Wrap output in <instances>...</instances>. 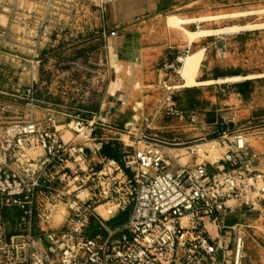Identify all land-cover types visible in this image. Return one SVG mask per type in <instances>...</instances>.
<instances>
[{"label": "built area", "instance_id": "built-area-1", "mask_svg": "<svg viewBox=\"0 0 264 264\" xmlns=\"http://www.w3.org/2000/svg\"><path fill=\"white\" fill-rule=\"evenodd\" d=\"M187 53L163 68L179 74ZM34 85L0 96V264L227 263L228 244L208 221L227 228L230 201L264 207V172L241 164V137L229 150L237 156L227 152L215 167L198 161L206 143H184L192 160L184 163L149 125L63 113ZM175 87L162 82L168 100ZM114 143L120 159L103 153Z\"/></svg>", "mask_w": 264, "mask_h": 264}, {"label": "rangeland", "instance_id": "rangeland-1", "mask_svg": "<svg viewBox=\"0 0 264 264\" xmlns=\"http://www.w3.org/2000/svg\"><path fill=\"white\" fill-rule=\"evenodd\" d=\"M98 2L0 0V96L34 83L63 113L110 114V122L132 130L149 125L184 163L192 162L181 149L184 143H206L207 154L198 161L215 167L227 152L237 156L229 150L241 137L248 154L241 164L264 172V0H208L203 22L185 30L200 34L186 49V56L202 51L193 82L180 73L183 62L177 74L161 70V61L154 76L141 72L140 80L127 72L120 96L113 94L116 86L109 88L115 77L105 64L111 51L102 28L105 7ZM171 16L177 22L167 24L181 27L174 14L167 22ZM231 26L248 27L225 29ZM216 38L221 42L213 43ZM164 80L176 86L169 100L161 88ZM116 149L120 157V145ZM229 204L228 227L217 232L209 225L211 234L228 244L225 264H234L239 238L237 264H264V207L247 211L238 201Z\"/></svg>", "mask_w": 264, "mask_h": 264}, {"label": "crops", "instance_id": "crops-1", "mask_svg": "<svg viewBox=\"0 0 264 264\" xmlns=\"http://www.w3.org/2000/svg\"><path fill=\"white\" fill-rule=\"evenodd\" d=\"M207 2L208 0H120L107 4L102 28L106 46L111 51L109 61L105 64L115 77L109 87H117L113 94L123 95L121 89L128 79L127 72H133L137 79H142L141 72L149 77L154 76L156 65L162 61L161 70L168 73L169 70L163 68L164 63L173 62L178 54L194 45L195 41L189 44L185 30H191L190 26L198 27L203 22L201 18ZM172 14L182 20L181 27H170L167 24V16ZM204 37L200 39L201 42L207 41L209 35ZM219 42L221 38L213 40L215 44ZM166 72L163 74L167 75ZM106 116L109 118L110 114ZM111 118L114 119L113 116ZM209 225L212 228L215 226L210 220L208 228Z\"/></svg>", "mask_w": 264, "mask_h": 264}, {"label": "bare ground", "instance_id": "bare-ground-1", "mask_svg": "<svg viewBox=\"0 0 264 264\" xmlns=\"http://www.w3.org/2000/svg\"><path fill=\"white\" fill-rule=\"evenodd\" d=\"M169 22L170 23H176L177 22L176 17H174V16L168 17V22L167 23L169 24ZM247 27L248 26H241V27L231 26V27H227L225 29L226 30H231V29H235V28H237V29H245ZM187 34H188V38H189V40H188L189 44L191 42H193L198 35H200L197 32H190V31H188ZM201 52L202 51H196L194 53H191V54L187 55L184 58V60H183V65L181 67V72L180 73L184 76V78L186 79L188 84H191L193 82L194 74L197 71V68H198V65H199V62H200ZM239 253H240V245H239V248H238V254Z\"/></svg>", "mask_w": 264, "mask_h": 264}, {"label": "trees", "instance_id": "trees-1", "mask_svg": "<svg viewBox=\"0 0 264 264\" xmlns=\"http://www.w3.org/2000/svg\"><path fill=\"white\" fill-rule=\"evenodd\" d=\"M116 144L115 146L111 147V146H106L103 150V153L105 155L111 156L113 158L119 159V155H118V151L116 149Z\"/></svg>", "mask_w": 264, "mask_h": 264}]
</instances>
